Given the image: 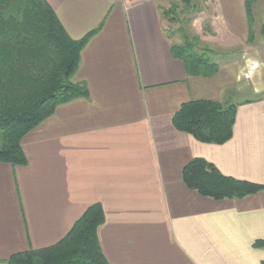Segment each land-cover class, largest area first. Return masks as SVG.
<instances>
[{
	"label": "crops",
	"instance_id": "crops-1",
	"mask_svg": "<svg viewBox=\"0 0 264 264\" xmlns=\"http://www.w3.org/2000/svg\"><path fill=\"white\" fill-rule=\"evenodd\" d=\"M44 1L72 40L95 32L72 77L88 96L59 105L23 138L25 165L0 163V264L55 245L94 204L104 213L97 238L109 264H262L264 248L253 244L264 241V190L214 201L187 189L181 171L201 158L223 176L264 186V98L237 103L223 145L178 132L172 118L190 101L264 93L252 80L264 78L259 65L242 71L264 64V0L251 7V42L248 0H204L212 19L194 23V38L236 64L212 77L186 74L173 57L178 42L162 16L172 0ZM240 77L251 86L236 88Z\"/></svg>",
	"mask_w": 264,
	"mask_h": 264
},
{
	"label": "trees",
	"instance_id": "trees-1",
	"mask_svg": "<svg viewBox=\"0 0 264 264\" xmlns=\"http://www.w3.org/2000/svg\"><path fill=\"white\" fill-rule=\"evenodd\" d=\"M256 1L246 2L249 42L253 38L251 7ZM167 15V11L162 14ZM93 33L80 40L69 38L44 0H0V163L25 165L23 138L59 105L88 96L86 86L73 83L72 77ZM260 34L264 39V16ZM196 42L193 38L172 45V55L183 63L186 74L212 77L218 66L209 58L210 50L195 54ZM237 107L190 101L174 114L172 126L199 143L223 145L232 137ZM181 179L187 189L214 201L242 199L264 190V186L223 176L201 158L183 167ZM103 223L102 207L94 204L58 243L12 255L7 264H109L97 238ZM253 247L264 248V241Z\"/></svg>",
	"mask_w": 264,
	"mask_h": 264
},
{
	"label": "rangeland",
	"instance_id": "rangeland-1",
	"mask_svg": "<svg viewBox=\"0 0 264 264\" xmlns=\"http://www.w3.org/2000/svg\"><path fill=\"white\" fill-rule=\"evenodd\" d=\"M211 4H209V2H204V0H172L169 4L168 7L166 8L165 11L168 12L167 18H164V20L166 21V23L168 24V30H170V32L167 31V33L169 34V36L172 38L173 41L178 42L177 45H181L184 43V41L188 40V41H192V39L194 38V33H193V28L192 26L194 25V23L198 24L199 22L201 23V20L205 19L204 17L207 16L209 17L208 19H212V11H211ZM202 13H205L206 15H202ZM207 20V19H205ZM169 21V22H167ZM171 22V23H170ZM203 24V23H202ZM207 35V34H206ZM206 43H204V41H200L198 40V42H196L194 44V52L195 54H202L204 51H208L210 50L212 47H210L209 45H205ZM208 44L211 45V43L209 42ZM212 46V45H211ZM214 47V46H213ZM209 58L211 59L212 62H214L219 68H222L227 65H236V64H227V61L231 59V57H218L215 55H210ZM249 58V56H248ZM247 58V59H248ZM258 60H260V57L258 56L257 58ZM245 61V60H244ZM243 62V61H242ZM240 65L239 69L240 72H244L247 74V72L249 73L250 70L249 69H253L255 67H257L259 65V67H257V70H263V75H264V64H253V63H246V69L242 70V66L244 65L243 63L238 64ZM242 70V71H241ZM246 71V72H245ZM245 75V74H244ZM262 75V73H261ZM241 78V79H240ZM239 81H237L235 83V87L238 88H249L251 85L250 83H252V80H255L259 86L260 89L264 90V78H260L259 79H252V80H244L243 77H240ZM256 85V84H255ZM264 98V93H261L259 95H254L251 91H242V92H238L236 93V95L232 98L231 100V104H237L240 103L242 101L245 100H249V99H257V98ZM0 146H1V132H0Z\"/></svg>",
	"mask_w": 264,
	"mask_h": 264
}]
</instances>
